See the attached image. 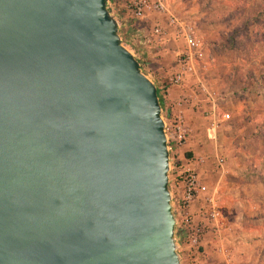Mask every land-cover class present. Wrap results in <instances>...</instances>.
I'll return each instance as SVG.
<instances>
[{"label":"water","instance_id":"obj_1","mask_svg":"<svg viewBox=\"0 0 264 264\" xmlns=\"http://www.w3.org/2000/svg\"><path fill=\"white\" fill-rule=\"evenodd\" d=\"M107 0H0V264H180L157 87Z\"/></svg>","mask_w":264,"mask_h":264},{"label":"rangeland","instance_id":"obj_2","mask_svg":"<svg viewBox=\"0 0 264 264\" xmlns=\"http://www.w3.org/2000/svg\"><path fill=\"white\" fill-rule=\"evenodd\" d=\"M111 1L117 17L128 19L122 32L141 56V71L160 91L168 88V104L187 99L189 135L180 155L198 160L197 174L217 201L220 220L233 228L221 237L208 232L187 261L219 263L223 243L235 264H264V0H166L174 15L191 24L207 54L197 61L199 77L188 75L176 86L167 82L184 44L166 15L149 11L131 19L129 0ZM155 24L163 27L159 35ZM213 109L218 117L230 114L214 131ZM201 198L193 202L195 213Z\"/></svg>","mask_w":264,"mask_h":264},{"label":"built area","instance_id":"obj_3","mask_svg":"<svg viewBox=\"0 0 264 264\" xmlns=\"http://www.w3.org/2000/svg\"><path fill=\"white\" fill-rule=\"evenodd\" d=\"M113 4L111 0L106 1V7L110 15L118 23L120 42L133 52L134 57L141 63V56L134 49L133 43L128 42L122 32V29L127 26L128 19L118 18ZM126 9L131 19L143 18L149 11L166 15L169 25L174 28L175 35L182 39L184 50L176 54L175 70L167 82L169 86L181 85L188 75L199 77L197 61L207 57L202 47V41L195 35L193 27L187 20L177 17L170 11L166 0H129ZM162 32L163 27L155 24L153 33L159 35ZM168 92V88L165 87H162L160 91L163 101V109L161 108L160 115L165 121L164 132L169 152L170 204L175 219L173 238L180 264H192L187 259L193 254V250L198 248L208 232H215L218 237H221V231H232L233 228L220 220L219 205L214 197L207 193L206 185L203 184L197 174L198 160L196 158H186L184 154L180 155L179 150L186 143L189 135V129L183 118V104L187 102V99L177 98L171 104H168ZM229 118L230 114L226 112L220 114L219 117L216 116L213 109L210 129L216 130L221 122ZM183 159H185V162H183ZM219 162L222 163L223 158H220ZM200 196H202L203 202L198 212L195 213L192 209L193 202ZM220 240L222 239L220 238ZM217 253L220 255L221 262L210 264H235L231 251L223 243L218 246Z\"/></svg>","mask_w":264,"mask_h":264},{"label":"trees","instance_id":"obj_4","mask_svg":"<svg viewBox=\"0 0 264 264\" xmlns=\"http://www.w3.org/2000/svg\"><path fill=\"white\" fill-rule=\"evenodd\" d=\"M139 67L141 68V64L139 63ZM157 94H158V98H159V102H160V106L161 108L163 109V101L161 99V96H160V89L157 87ZM264 178V177H263Z\"/></svg>","mask_w":264,"mask_h":264},{"label":"crops","instance_id":"obj_5","mask_svg":"<svg viewBox=\"0 0 264 264\" xmlns=\"http://www.w3.org/2000/svg\"><path fill=\"white\" fill-rule=\"evenodd\" d=\"M252 208H253V209H255V206H253ZM192 209L194 210V206H193V208H192Z\"/></svg>","mask_w":264,"mask_h":264}]
</instances>
